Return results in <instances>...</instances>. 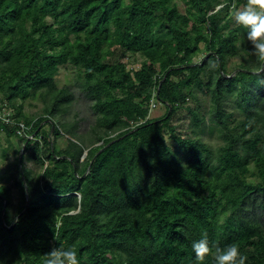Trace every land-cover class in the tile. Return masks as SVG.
Segmentation results:
<instances>
[{
  "label": "trees",
  "instance_id": "16d2710c",
  "mask_svg": "<svg viewBox=\"0 0 264 264\" xmlns=\"http://www.w3.org/2000/svg\"><path fill=\"white\" fill-rule=\"evenodd\" d=\"M246 2L0 0V134L18 141L0 177V264H44L53 247L80 264H200L191 244L202 234V264L229 244L264 264V60L233 23ZM61 67L93 102L87 134L69 119ZM29 100L39 113H24ZM151 101L162 115L148 117ZM181 108L188 132L171 124Z\"/></svg>",
  "mask_w": 264,
  "mask_h": 264
},
{
  "label": "rangeland",
  "instance_id": "374dc122",
  "mask_svg": "<svg viewBox=\"0 0 264 264\" xmlns=\"http://www.w3.org/2000/svg\"><path fill=\"white\" fill-rule=\"evenodd\" d=\"M177 1H180V0H177ZM233 23H236L234 20V16H233ZM140 59L141 58L138 56L130 55L129 58L127 59V67L128 68L129 67L138 68V66L140 65V61H141ZM234 61L238 62V60H234ZM230 64L233 66L234 62H230ZM57 80H58L59 86H62L68 83L71 90L74 92L75 98L70 107L69 119L78 122V128H77L78 133L87 134L89 132V127L94 123L95 117L97 115L92 107L93 102L85 97L84 92L80 88L81 86L79 84L80 82H78V79L75 75V70L73 68L70 67L68 69H65V67H61L59 74L57 76ZM172 80L177 81L178 78L173 76ZM196 94L199 98V101H198V104L200 106L199 113L200 115H205L207 118L208 117L207 110L210 105L209 96L208 94L200 92V91H198ZM29 102H31L32 104H29ZM195 104L196 103L192 100H189L187 102V105L190 107H193ZM40 105H41L40 103L34 100L26 101L24 102V105H23L24 113H27L29 115L32 113H39L41 110ZM157 105L158 107L152 110L151 117H158L163 114L164 108L161 107L160 104H157ZM226 110L227 111L233 110L232 105H230L228 102L226 103ZM8 111L10 112L11 110H8ZM190 122H191V119H190L189 113L185 109H182V108L178 110V112L175 114V116L171 120V124L174 125L176 129L181 130V132L183 131L188 132V130L191 129ZM47 128H48L47 124H44L42 127V129H47ZM68 136L69 135H62L57 139L59 147H64V145L66 144L65 140ZM16 138L17 137L15 136H11L9 137V142H8L5 136H3L2 133L0 134V177H2V179L6 178V175H4V173H6V170H8L10 166H12V162L15 158V154L13 153V148L16 147V145H18V141ZM201 138L203 139V141L209 143V145L212 148H215L219 144L222 143L221 139H218L216 137V133H213L212 135L202 133ZM168 142L170 141L168 140ZM19 159H20V155H19ZM25 166L26 168L31 167L35 172L40 171L39 164L36 162L35 159L27 162ZM7 183L11 184V181L9 180ZM12 193H13L14 201H16L17 196H18V189L15 187H12Z\"/></svg>",
  "mask_w": 264,
  "mask_h": 264
},
{
  "label": "clouds",
  "instance_id": "9594fccd",
  "mask_svg": "<svg viewBox=\"0 0 264 264\" xmlns=\"http://www.w3.org/2000/svg\"><path fill=\"white\" fill-rule=\"evenodd\" d=\"M234 20L246 29V39L252 46V53L260 60H264V0H247L242 8L235 11ZM157 107L151 108L148 117H151L152 110ZM32 137L33 135L29 136V138ZM22 152L23 148L20 150V153ZM84 156L82 155V158ZM25 187V190H27L26 185ZM9 215L11 216V212ZM15 222H18V217ZM191 248L194 253V259L200 264H202L206 256L212 253V246H210L206 234H202L199 239L194 240ZM213 256V264H246L247 260V257L235 244H229L224 247L216 246ZM44 264H80V261L76 251L71 247H53L46 254Z\"/></svg>",
  "mask_w": 264,
  "mask_h": 264
},
{
  "label": "built area",
  "instance_id": "2783aa9c",
  "mask_svg": "<svg viewBox=\"0 0 264 264\" xmlns=\"http://www.w3.org/2000/svg\"><path fill=\"white\" fill-rule=\"evenodd\" d=\"M154 107H156V104L153 101H151L150 102V108H154Z\"/></svg>",
  "mask_w": 264,
  "mask_h": 264
},
{
  "label": "water",
  "instance_id": "95a60500",
  "mask_svg": "<svg viewBox=\"0 0 264 264\" xmlns=\"http://www.w3.org/2000/svg\"><path fill=\"white\" fill-rule=\"evenodd\" d=\"M170 110V109H169ZM53 129V126H51V130ZM22 153H20L21 156ZM86 154V152L83 153V156ZM26 188V187H25ZM27 194V193H26ZM27 196V195H26Z\"/></svg>",
  "mask_w": 264,
  "mask_h": 264
}]
</instances>
